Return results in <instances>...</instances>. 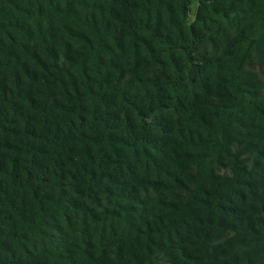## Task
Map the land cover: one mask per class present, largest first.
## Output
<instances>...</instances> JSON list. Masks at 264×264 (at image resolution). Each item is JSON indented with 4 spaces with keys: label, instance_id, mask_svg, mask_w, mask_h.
I'll use <instances>...</instances> for the list:
<instances>
[{
    "label": "trees",
    "instance_id": "16d2710c",
    "mask_svg": "<svg viewBox=\"0 0 264 264\" xmlns=\"http://www.w3.org/2000/svg\"><path fill=\"white\" fill-rule=\"evenodd\" d=\"M0 264H264V0H0Z\"/></svg>",
    "mask_w": 264,
    "mask_h": 264
},
{
    "label": "water",
    "instance_id": "95a60500",
    "mask_svg": "<svg viewBox=\"0 0 264 264\" xmlns=\"http://www.w3.org/2000/svg\"><path fill=\"white\" fill-rule=\"evenodd\" d=\"M190 75L194 77L197 73H199V66L196 64H193L190 68Z\"/></svg>",
    "mask_w": 264,
    "mask_h": 264
}]
</instances>
